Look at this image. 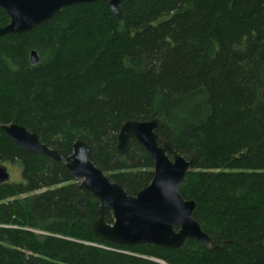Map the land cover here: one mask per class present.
<instances>
[{"label":"trees","instance_id":"trees-1","mask_svg":"<svg viewBox=\"0 0 264 264\" xmlns=\"http://www.w3.org/2000/svg\"><path fill=\"white\" fill-rule=\"evenodd\" d=\"M121 11L97 1L0 36V123L38 133L63 161L84 140L93 164L135 195L154 162L135 140L117 152V134L125 120L156 119L158 136L198 157L179 193L211 248L96 238L99 201L63 162L0 129V164L21 172L0 184V264H264V0L124 1Z\"/></svg>","mask_w":264,"mask_h":264},{"label":"water","instance_id":"water-1","mask_svg":"<svg viewBox=\"0 0 264 264\" xmlns=\"http://www.w3.org/2000/svg\"><path fill=\"white\" fill-rule=\"evenodd\" d=\"M97 1L106 2L111 12L122 18L124 1L143 0H0V7L9 16V23L0 28L5 34H25L49 23L63 9ZM29 62L36 65V51L29 54ZM158 121L125 120L119 127L116 151L125 153L135 140L150 154L154 162L153 178L135 195H128L120 185L110 179L90 160V148L84 140H75L72 152L64 161L59 153L40 141L36 132L22 125L1 124L7 136L29 153L45 155L64 163L69 176L99 201L98 218L91 225L92 234L117 246L150 244L166 250H175L187 240L200 242L210 249V237L201 229L192 213L195 202L181 197L179 190L193 171L198 157L185 159L172 146L157 135ZM10 180V172L0 164V184ZM106 210L112 214V222L105 220ZM213 247L212 249H215Z\"/></svg>","mask_w":264,"mask_h":264},{"label":"rangeland","instance_id":"rangeland-1","mask_svg":"<svg viewBox=\"0 0 264 264\" xmlns=\"http://www.w3.org/2000/svg\"><path fill=\"white\" fill-rule=\"evenodd\" d=\"M7 170L10 172V180L11 182H18L21 180L20 177V166L18 164H11V163H3Z\"/></svg>","mask_w":264,"mask_h":264}]
</instances>
